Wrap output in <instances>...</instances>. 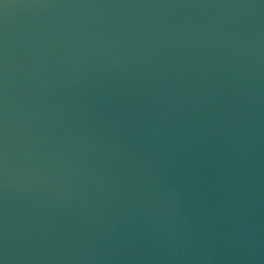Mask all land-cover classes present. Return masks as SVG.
<instances>
[{
  "label": "water",
  "instance_id": "95a60500",
  "mask_svg": "<svg viewBox=\"0 0 264 264\" xmlns=\"http://www.w3.org/2000/svg\"><path fill=\"white\" fill-rule=\"evenodd\" d=\"M0 264H264V0H0Z\"/></svg>",
  "mask_w": 264,
  "mask_h": 264
}]
</instances>
